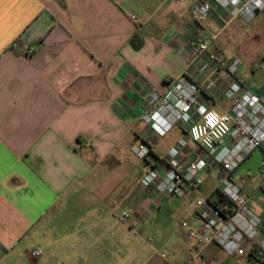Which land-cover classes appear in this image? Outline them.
Here are the masks:
<instances>
[{
	"label": "crops",
	"instance_id": "1",
	"mask_svg": "<svg viewBox=\"0 0 264 264\" xmlns=\"http://www.w3.org/2000/svg\"><path fill=\"white\" fill-rule=\"evenodd\" d=\"M192 4L0 0V264L165 263L162 255L144 250L142 236L149 228L145 219L171 196L125 183L133 175L132 148L147 137L143 117L149 93L164 91L167 80L185 74L212 110L232 107L223 96L226 72L210 75L207 64L192 54L196 39L215 26L214 18L196 23ZM135 35L141 38L138 48L131 43ZM211 81L214 87L208 90ZM165 135L143 162V174L154 167L164 172L168 152L182 139L187 141L183 165L205 155L182 124ZM242 173L255 175L240 172L232 178ZM121 204L132 208L136 227L119 217ZM257 211L259 242L264 205ZM193 219L197 228L196 207ZM37 249L42 255L36 258ZM251 250L250 244L241 260L210 245L184 264H264ZM176 260L175 254L169 264Z\"/></svg>",
	"mask_w": 264,
	"mask_h": 264
},
{
	"label": "built area",
	"instance_id": "2",
	"mask_svg": "<svg viewBox=\"0 0 264 264\" xmlns=\"http://www.w3.org/2000/svg\"><path fill=\"white\" fill-rule=\"evenodd\" d=\"M176 3L182 0H174ZM191 16L202 25L214 18L213 31L200 36L192 45L194 59L207 64L210 75L224 71L227 81L223 96L232 102L229 111L219 113L212 110L200 96V88L189 76L183 74L167 80L164 91L152 90L148 98V110L143 117L147 125V137L139 147L132 150L138 159L145 161L151 154L156 140L182 124L189 139L205 153L202 157L183 165L180 160L187 141L182 139L168 152L166 169L151 168L140 179V187L160 197L182 198L203 185L200 174L220 168L223 179L220 191L228 200L222 207L213 199L202 198L196 203L197 228H190L187 239L195 250L216 245L227 255L233 256L241 250V243L252 244L258 236L260 218L249 208V199L235 183L232 174L255 151L264 153V87L260 93L245 87L237 79L240 62L228 59L216 46L220 33L234 20H255L264 12V0H192ZM130 20L138 25L141 19L129 14ZM30 49L28 54H33ZM264 63V57H263ZM214 83L207 84L212 90ZM260 171V188L264 190V163ZM122 220L131 228L139 220L128 211L121 214ZM188 228V225H184ZM154 238L149 240L151 244ZM256 252L264 259V239L258 242ZM42 251L32 252L40 257ZM166 257V253L162 254Z\"/></svg>",
	"mask_w": 264,
	"mask_h": 264
},
{
	"label": "rangeland",
	"instance_id": "3",
	"mask_svg": "<svg viewBox=\"0 0 264 264\" xmlns=\"http://www.w3.org/2000/svg\"><path fill=\"white\" fill-rule=\"evenodd\" d=\"M216 45L228 59L240 62L237 76L245 81L246 86L252 87L255 93H260L264 86V12L251 22H246L240 18L234 20L217 37ZM165 136L167 135L162 136L161 139ZM171 136L172 134H169L164 138L163 144L171 139ZM130 156L128 166L133 175L129 180H125V183L127 186L129 182L134 181L137 190H139L144 161L138 159L136 155ZM200 178L203 180L202 194L193 195L189 193L182 198L171 196L152 217L145 219L149 228L142 236V247L146 251H151L155 257L166 253L165 259H162L164 264L171 263L170 261L175 254L177 255L175 264H184L196 254L194 245L188 241L186 236L188 229L194 225V208L199 198L213 199L214 192L221 186L223 175L220 168H215L209 173L207 171L202 172ZM234 181L242 188L246 198L254 193L249 208L261 219L257 211L258 204L261 207L264 205V192L260 189V175L242 173L235 177ZM130 209L132 208L129 205L121 204L118 209L119 217L121 218L124 211L130 213ZM185 224L188 225V228H184ZM151 238H154V241L150 244ZM255 241L258 242V237L255 238ZM249 249L250 242L243 241L241 250L232 258H241L242 260L249 253ZM13 261L15 260L13 259Z\"/></svg>",
	"mask_w": 264,
	"mask_h": 264
},
{
	"label": "water",
	"instance_id": "4",
	"mask_svg": "<svg viewBox=\"0 0 264 264\" xmlns=\"http://www.w3.org/2000/svg\"><path fill=\"white\" fill-rule=\"evenodd\" d=\"M264 163V156L261 150H255L252 155L242 163L234 174L246 172L249 174H257Z\"/></svg>",
	"mask_w": 264,
	"mask_h": 264
},
{
	"label": "trees",
	"instance_id": "5",
	"mask_svg": "<svg viewBox=\"0 0 264 264\" xmlns=\"http://www.w3.org/2000/svg\"><path fill=\"white\" fill-rule=\"evenodd\" d=\"M140 40L141 41V38H139L138 35H135L132 39H131V43L136 47L138 48L139 45H136V41ZM152 154V152H151ZM150 154V155H151ZM147 160V159H146ZM145 160V161H146ZM223 175V174H222ZM213 200L216 202V203H219L222 207L226 206L228 204V200L223 196V194L221 193L220 189L218 188L215 192H214V197H213ZM257 249H258V245L256 244H252V250H251V253L252 252H257Z\"/></svg>",
	"mask_w": 264,
	"mask_h": 264
}]
</instances>
